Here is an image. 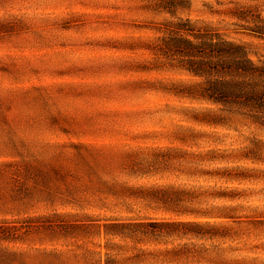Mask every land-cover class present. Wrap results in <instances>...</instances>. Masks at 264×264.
I'll return each mask as SVG.
<instances>
[{"label":"rangeland","instance_id":"rangeland-1","mask_svg":"<svg viewBox=\"0 0 264 264\" xmlns=\"http://www.w3.org/2000/svg\"><path fill=\"white\" fill-rule=\"evenodd\" d=\"M237 3L0 0V264H264V114L151 51L189 19L263 60Z\"/></svg>","mask_w":264,"mask_h":264},{"label":"trees","instance_id":"trees-1","mask_svg":"<svg viewBox=\"0 0 264 264\" xmlns=\"http://www.w3.org/2000/svg\"><path fill=\"white\" fill-rule=\"evenodd\" d=\"M244 1L243 4H235L226 14L235 19L248 35L264 40V0ZM162 8L173 13L176 7L166 6L162 1ZM161 32L151 49L154 59L165 60L198 79L197 86L189 87L183 91L184 94L222 107L238 106L249 110L254 112L253 118L260 123L261 114H264V59L252 60L243 45L228 40L219 30L198 27L189 19L169 22ZM176 225L115 223L105 225V232L110 234L111 228L121 229L111 234L130 237L146 227L156 229ZM180 226L197 227V224L181 223ZM132 258L138 262L142 260L140 255ZM106 264H115L109 254Z\"/></svg>","mask_w":264,"mask_h":264}]
</instances>
